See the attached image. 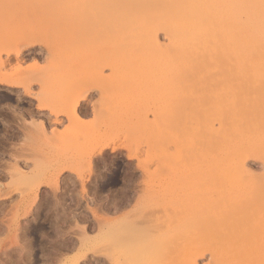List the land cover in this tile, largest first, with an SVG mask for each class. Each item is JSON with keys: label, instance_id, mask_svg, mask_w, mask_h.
I'll use <instances>...</instances> for the list:
<instances>
[{"label": "rangeland", "instance_id": "rangeland-1", "mask_svg": "<svg viewBox=\"0 0 264 264\" xmlns=\"http://www.w3.org/2000/svg\"><path fill=\"white\" fill-rule=\"evenodd\" d=\"M95 3L0 0V264H264V127Z\"/></svg>", "mask_w": 264, "mask_h": 264}, {"label": "bare ground", "instance_id": "bare-ground-1", "mask_svg": "<svg viewBox=\"0 0 264 264\" xmlns=\"http://www.w3.org/2000/svg\"><path fill=\"white\" fill-rule=\"evenodd\" d=\"M114 7L118 26L136 43L142 33L163 29L169 37L162 50L167 62H181L180 71L189 78H218L216 87L210 85L213 93L231 94L227 102L213 101L210 106L220 121L214 126L216 142L239 138L245 144L263 136L264 0H115ZM22 50L14 49L17 55ZM10 78L3 81L21 84ZM257 87L262 93L254 96ZM91 88L74 100V108Z\"/></svg>", "mask_w": 264, "mask_h": 264}]
</instances>
